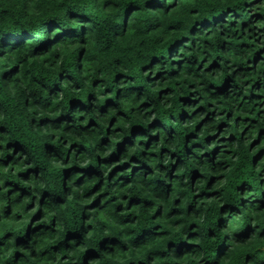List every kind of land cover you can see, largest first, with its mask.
<instances>
[{"label":"trees","instance_id":"trees-1","mask_svg":"<svg viewBox=\"0 0 264 264\" xmlns=\"http://www.w3.org/2000/svg\"><path fill=\"white\" fill-rule=\"evenodd\" d=\"M0 264H264V0H0Z\"/></svg>","mask_w":264,"mask_h":264}]
</instances>
